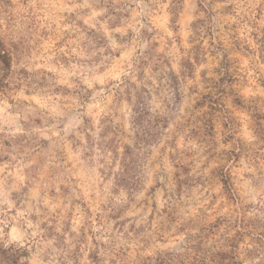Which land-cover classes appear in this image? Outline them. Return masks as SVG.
Wrapping results in <instances>:
<instances>
[{"label":"rangeland","instance_id":"1","mask_svg":"<svg viewBox=\"0 0 264 264\" xmlns=\"http://www.w3.org/2000/svg\"><path fill=\"white\" fill-rule=\"evenodd\" d=\"M0 41L22 261L264 264V0H0Z\"/></svg>","mask_w":264,"mask_h":264},{"label":"trees","instance_id":"2","mask_svg":"<svg viewBox=\"0 0 264 264\" xmlns=\"http://www.w3.org/2000/svg\"><path fill=\"white\" fill-rule=\"evenodd\" d=\"M8 60H10L8 50L0 41V88L4 77L3 71L10 66ZM25 255L26 252L21 247L12 244L9 246L0 241V264H27L21 258Z\"/></svg>","mask_w":264,"mask_h":264}]
</instances>
